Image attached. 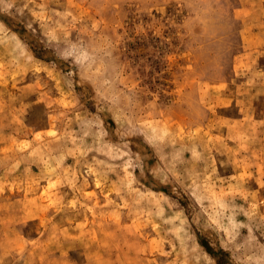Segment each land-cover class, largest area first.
Wrapping results in <instances>:
<instances>
[{
	"label": "rangeland",
	"instance_id": "obj_1",
	"mask_svg": "<svg viewBox=\"0 0 264 264\" xmlns=\"http://www.w3.org/2000/svg\"><path fill=\"white\" fill-rule=\"evenodd\" d=\"M0 264H264V0H0Z\"/></svg>",
	"mask_w": 264,
	"mask_h": 264
}]
</instances>
